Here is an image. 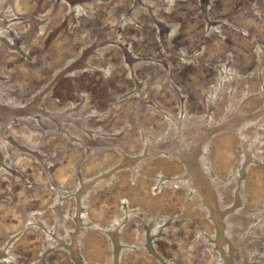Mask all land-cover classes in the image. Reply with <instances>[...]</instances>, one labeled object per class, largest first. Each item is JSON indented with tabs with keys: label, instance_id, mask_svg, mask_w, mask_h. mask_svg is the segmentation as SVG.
<instances>
[{
	"label": "rangeland",
	"instance_id": "obj_1",
	"mask_svg": "<svg viewBox=\"0 0 264 264\" xmlns=\"http://www.w3.org/2000/svg\"><path fill=\"white\" fill-rule=\"evenodd\" d=\"M0 264H264V0H0Z\"/></svg>",
	"mask_w": 264,
	"mask_h": 264
}]
</instances>
